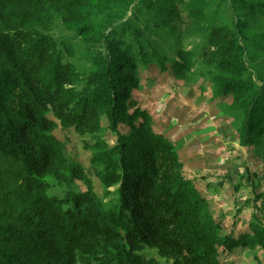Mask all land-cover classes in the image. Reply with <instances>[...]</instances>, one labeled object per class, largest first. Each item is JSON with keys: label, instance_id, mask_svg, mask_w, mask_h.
Listing matches in <instances>:
<instances>
[{"label": "trees", "instance_id": "trees-1", "mask_svg": "<svg viewBox=\"0 0 264 264\" xmlns=\"http://www.w3.org/2000/svg\"><path fill=\"white\" fill-rule=\"evenodd\" d=\"M148 64L207 81L238 144L264 148V0H0V264H155L144 248L172 264H229L237 249H264L260 218L222 234L178 144L137 105ZM59 126L93 137L114 203L66 157Z\"/></svg>", "mask_w": 264, "mask_h": 264}, {"label": "rangeland", "instance_id": "rangeland-1", "mask_svg": "<svg viewBox=\"0 0 264 264\" xmlns=\"http://www.w3.org/2000/svg\"><path fill=\"white\" fill-rule=\"evenodd\" d=\"M139 77L140 88L133 91L134 100L152 116L155 130L178 144L186 177L207 197L214 218L222 224V234L245 232L250 219L264 221L261 212L254 210L251 193L256 190L264 197V148L257 152L238 144L234 129L226 125L227 117L216 106L217 100L211 98L210 84L202 78L197 81L178 79L170 69L161 72L155 64L141 68ZM101 121L107 127L106 118ZM54 135L64 145L66 157L80 163L90 177L96 195L107 204L114 203L115 193H104L97 177L98 167L91 161L93 137L78 134L72 127L60 126ZM102 135L108 146L114 143L113 134L103 131ZM250 177L254 189L247 185ZM72 188L84 191L86 186L76 180ZM114 189V186L110 188ZM65 190L63 186L54 185L50 193L62 196ZM257 203L260 204V200ZM140 254L155 264H172L155 249L144 248ZM227 261L229 264H264V249L240 248Z\"/></svg>", "mask_w": 264, "mask_h": 264}]
</instances>
